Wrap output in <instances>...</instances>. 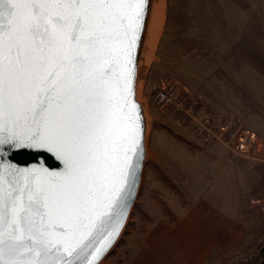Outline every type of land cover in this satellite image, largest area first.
Returning <instances> with one entry per match:
<instances>
[{
	"label": "snow or ice",
	"instance_id": "1",
	"mask_svg": "<svg viewBox=\"0 0 264 264\" xmlns=\"http://www.w3.org/2000/svg\"><path fill=\"white\" fill-rule=\"evenodd\" d=\"M151 0H0V264H98L144 157L135 99ZM21 148L62 167L20 166Z\"/></svg>",
	"mask_w": 264,
	"mask_h": 264
},
{
	"label": "crops",
	"instance_id": "2",
	"mask_svg": "<svg viewBox=\"0 0 264 264\" xmlns=\"http://www.w3.org/2000/svg\"><path fill=\"white\" fill-rule=\"evenodd\" d=\"M263 3L264 0H227L221 13L208 16L209 20L221 21L217 27L222 31L221 40L215 35L213 44L217 41L222 45L223 60L217 62L215 49L209 50L213 56L206 63L212 66V79L207 82L206 91H201L199 86L196 89L194 84L183 85L189 91L201 92L198 95L216 111L228 112L242 120L264 145ZM159 6L162 12V0ZM211 143L192 142L189 146L192 150H210L217 144L225 149L218 142ZM225 150L229 153L228 163L189 196L168 175L166 162L163 158L161 162L148 143L147 160L176 185L179 194L172 193L183 203L174 206V213L163 201H160L165 206L163 213L154 214L145 208L147 205L143 206L152 218L146 232L128 233L119 253L107 264H203L215 254L228 253L240 243L253 242L257 238L252 232L258 226L256 219L253 223L242 212H258L253 204L264 193L254 196L253 187L264 179V160L252 163ZM252 180L255 184H251Z\"/></svg>",
	"mask_w": 264,
	"mask_h": 264
},
{
	"label": "rangeland",
	"instance_id": "3",
	"mask_svg": "<svg viewBox=\"0 0 264 264\" xmlns=\"http://www.w3.org/2000/svg\"><path fill=\"white\" fill-rule=\"evenodd\" d=\"M225 1L227 0H164L157 42L151 55L143 59L138 84V98L144 103L147 113L149 148L152 152L156 151L161 162L162 158L164 159L168 175L174 179L179 188L188 192L189 196L191 192L195 194L206 184L208 178L217 173L224 163H228L229 153L217 144L210 150H192L189 146L192 143L191 138L167 117L168 115L151 104L150 95L161 81L177 85L182 93L188 95L202 94L187 90L183 83L194 84L196 89L199 86L201 91H206L207 82L212 79L210 74L212 66L206 63L213 56L210 49H215L217 62L223 60L222 45L219 46L217 41L213 44V36L218 35V41L221 40L222 31L217 28L220 27L221 21L212 18L209 20L208 16L211 17L214 12L221 13ZM172 134L177 135L184 142ZM236 156L252 163L264 160V158L251 160ZM252 182L251 184H255L254 180ZM174 186L177 188L175 184ZM172 192V189L159 178L158 173L153 172L147 160L128 226L117 245L101 264H107L119 253L128 233L138 232L140 222L138 213L143 206L147 205L145 208H149L154 214L161 213L160 201H163L173 213L176 212L174 206H179L183 202ZM259 193H264V179L257 181V185L253 187L254 196H259ZM258 198L259 200L253 204L258 212H242V215L245 214L253 223L256 219L255 223L258 226L253 228L255 231L252 232L257 238L251 243H240L228 253L215 254L203 264H249L254 261V257L264 243V196Z\"/></svg>",
	"mask_w": 264,
	"mask_h": 264
},
{
	"label": "built area",
	"instance_id": "4",
	"mask_svg": "<svg viewBox=\"0 0 264 264\" xmlns=\"http://www.w3.org/2000/svg\"><path fill=\"white\" fill-rule=\"evenodd\" d=\"M150 102L197 145L218 142L241 157L264 158L263 143L242 120L228 112L216 111L200 96L182 93L177 85L161 81L150 95Z\"/></svg>",
	"mask_w": 264,
	"mask_h": 264
},
{
	"label": "water",
	"instance_id": "5",
	"mask_svg": "<svg viewBox=\"0 0 264 264\" xmlns=\"http://www.w3.org/2000/svg\"><path fill=\"white\" fill-rule=\"evenodd\" d=\"M155 1L156 0H151L150 6L146 12V23L145 27L142 31V39L141 42L138 45V64H137V78L135 81V99L139 103L142 109L143 113V124H144V157L143 161L141 164V169H140V175L137 180L136 184V195L132 198L129 210H128V215L124 220V223L121 227L120 233L117 236V238L113 241L112 245L109 247V249L106 251L104 256L101 258V260L98 262V264H101L102 261L112 252L114 247L117 245L119 242L122 234L124 233L126 227L128 226L130 216L132 214V211L134 209L139 190L141 187V182H142V177H143V172L144 168L147 162V153H148V137H147V132H148V120H147V113H146V108L143 102H141L138 98V84L140 80V74H141V69H142V64H143V59L146 56V49H147V38H148V33H149V28L153 19L154 15V7H155ZM10 159L20 165V166H28L32 164H39L43 163V165L49 169L56 170L62 167V163L50 152L44 150V149H30V148H21L14 150L13 153L10 156Z\"/></svg>",
	"mask_w": 264,
	"mask_h": 264
},
{
	"label": "trees",
	"instance_id": "6",
	"mask_svg": "<svg viewBox=\"0 0 264 264\" xmlns=\"http://www.w3.org/2000/svg\"><path fill=\"white\" fill-rule=\"evenodd\" d=\"M174 135V134H173ZM176 138H178L179 140L183 141L180 137H178L177 135H174ZM184 142V141H183ZM187 143V142H185ZM152 167V170L155 171L156 173H158L159 178L167 184V186L172 189V191L176 194H179V190L178 188H175L174 184L172 183V181L170 179H168L166 177V175L163 173V171L156 166L154 163L150 164ZM162 208L165 210V206L162 205ZM166 211V210H165ZM139 225H138V233L143 234L144 232H146L148 226L150 225V223L152 222V218L150 215H148L143 209H140L139 213ZM249 264H264V243L263 245H261L260 249L258 250L256 256L254 257V261H252Z\"/></svg>",
	"mask_w": 264,
	"mask_h": 264
},
{
	"label": "bare ground",
	"instance_id": "7",
	"mask_svg": "<svg viewBox=\"0 0 264 264\" xmlns=\"http://www.w3.org/2000/svg\"><path fill=\"white\" fill-rule=\"evenodd\" d=\"M162 15H163V0H162V12H161V7L159 6V0H156L154 7V15H153L154 17L152 19L149 28L148 38L146 42L147 43L146 56L151 55V52L154 49V46L157 42L156 40L160 30L161 19L163 17Z\"/></svg>",
	"mask_w": 264,
	"mask_h": 264
}]
</instances>
